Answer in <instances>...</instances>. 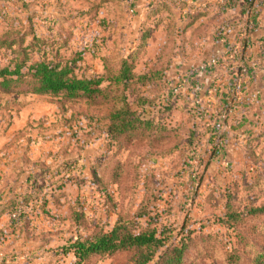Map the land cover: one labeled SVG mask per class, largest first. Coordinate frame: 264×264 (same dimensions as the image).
<instances>
[{
	"label": "rangeland",
	"instance_id": "rangeland-1",
	"mask_svg": "<svg viewBox=\"0 0 264 264\" xmlns=\"http://www.w3.org/2000/svg\"><path fill=\"white\" fill-rule=\"evenodd\" d=\"M185 6L0 0V68L18 49L9 44L37 37L53 57L77 61L80 76L107 78L128 59L146 77L128 88L106 80L102 96L75 101L34 95L30 83L0 91V264H127L126 253L79 263L72 248L119 223L189 244L182 264H261L264 217L239 226L227 213L264 204V66L243 80L217 67L195 74L207 48L195 25L185 31L194 18ZM225 79L240 80L238 101H256L229 123ZM125 108L136 126L118 135Z\"/></svg>",
	"mask_w": 264,
	"mask_h": 264
},
{
	"label": "trees",
	"instance_id": "trees-1",
	"mask_svg": "<svg viewBox=\"0 0 264 264\" xmlns=\"http://www.w3.org/2000/svg\"><path fill=\"white\" fill-rule=\"evenodd\" d=\"M254 1V3H249V0H237L233 7H235L237 3L239 4L240 2H243L245 6L243 7L244 9L241 11V14H248L251 17L255 12L254 4L256 3V0ZM186 4L187 6L193 5L190 12L194 13V18L190 24L184 27L185 31L193 26L198 19L207 16L208 13L207 11L198 12L199 9L196 10L193 3ZM222 9L227 11L232 8L223 7ZM254 20L255 18L253 17V21L250 20V23L253 24ZM210 27L211 25L209 23L208 25H202L199 28L194 29L193 34H195V37L193 40L197 41L196 43L198 44L201 39L206 37L207 30H209ZM220 31L221 30H219V32ZM250 31L252 34L255 33L254 28ZM248 35L249 32L247 33V36ZM259 42L263 43V39L260 38ZM247 44L248 42L245 39L244 50L242 51L241 56L244 61L246 59L248 63L254 65V54L247 58L244 56ZM16 45L18 46V49H15L12 52L13 58L9 61V64L0 68V91L4 94L13 93L21 85L30 83L32 86L31 92L37 96L66 101H75L82 97L95 99L103 95L104 92L101 89V86L106 80L112 82L114 85H123L128 88L134 79H146V77L135 76L133 73V64L128 59L122 60L120 70L107 78L104 76H80L76 73L77 61L69 63L59 60L56 56L53 57L46 50L45 42L37 37H34L31 44L27 47H23L24 40H22L19 43L9 44L8 49H12ZM43 46L45 49H42ZM4 47H6V45L1 43L0 49ZM233 62L236 61L233 60L232 62H226L221 58L218 60L217 65L212 69L217 67L218 73L221 75L224 69L236 67L235 74H237L238 79L242 80L253 76V65L247 64L248 70L246 73H242V71L238 69L237 64H234ZM236 81L237 80H234L226 86H219V88L223 89V96L219 97V95H216V98L219 97L220 103L223 106L222 111L226 113V117L223 120L228 123L237 113H239L241 106L243 108H251V106H254L252 103L244 101L242 103L234 100L232 105L236 106V110H233L228 106V100H232L233 98L231 91L233 90L234 85L239 83L240 80ZM222 91H219L218 89L217 93ZM128 113V108H125L116 114V119L121 120V122L123 121V125L118 131V135L123 134L131 128H135L136 126L133 122L126 120ZM213 139L215 141V146L218 148L219 143L222 144L220 135L217 133L214 134ZM227 217L230 222L242 226L247 218L264 217V204L258 207H252L244 216L229 210ZM164 243L165 240L159 238L153 229L133 232L127 224L119 223L110 232L94 235L87 239H78L77 242L72 245V248L75 250V256L79 259V263H83L95 256H114L126 253L128 254L127 264H182L187 255V251L189 250V244L182 241L181 245L175 244L174 246L169 247L165 246ZM261 264H264V255Z\"/></svg>",
	"mask_w": 264,
	"mask_h": 264
},
{
	"label": "crops",
	"instance_id": "crops-1",
	"mask_svg": "<svg viewBox=\"0 0 264 264\" xmlns=\"http://www.w3.org/2000/svg\"><path fill=\"white\" fill-rule=\"evenodd\" d=\"M195 6V9L198 10V12L207 11V16H203L200 19H198L195 22V29L199 28L202 25H208L210 23L211 27L209 28V37H205L204 39H201L198 42L197 47L207 48L206 49V58H212V57H219V59H223L226 62H232L233 60L229 57H226V52L228 49V42L238 39L242 34H246V40L248 42L245 50V58L249 57L250 55L254 54V62L248 63L249 65L255 66V69L257 70V66H264V0H256V4L254 7V13L250 17L248 14H241V11H243V7L245 4L243 2H240L239 4L227 11H224L222 6L218 3H215L214 1H207V0H195L193 3ZM186 7V6H185ZM188 8L185 9V12L190 11L193 7V5H188ZM198 7V8H196ZM202 9V10H201ZM186 17V13L183 15ZM253 17L255 18L254 23L252 24L255 29V33L252 34L249 30V23L250 20L253 21ZM251 25V23H250ZM219 30H221L219 32ZM249 32V35L247 36V33ZM224 38V40H223ZM263 39V43L259 42V39ZM226 41V42H225ZM199 49V50H200ZM203 49V50H204ZM206 60V59H205ZM236 64L235 62H233ZM262 68V67H261ZM234 68H228L224 69L222 71L221 75L224 77H235L237 74H235ZM264 70V68L262 69ZM264 78V77H263ZM248 79V78H246ZM243 80V79H242ZM264 80V79H263ZM262 80H259L258 82L261 83ZM218 84H224L223 86H226L228 84L227 79L225 81H217ZM260 83L258 85H260ZM261 86V85H260ZM258 86L257 89L260 87ZM210 87V86H209ZM262 87V86H261ZM264 89V85H263ZM216 97V96H213ZM246 102L252 103L253 105H256L254 99L252 97H248L245 99Z\"/></svg>",
	"mask_w": 264,
	"mask_h": 264
},
{
	"label": "built area",
	"instance_id": "built-area-1",
	"mask_svg": "<svg viewBox=\"0 0 264 264\" xmlns=\"http://www.w3.org/2000/svg\"><path fill=\"white\" fill-rule=\"evenodd\" d=\"M177 3H194V0H175ZM207 1H211V0H207ZM215 3L220 4L222 7L224 8H234L233 5L235 4V2H237V0H212ZM254 0H249V3H254ZM256 4V3H255ZM254 4V5H255ZM198 8V7H196ZM199 9V8H198ZM254 28V26L251 24L249 25V30H252ZM240 37L236 40L230 41L228 42V49L226 52V57L231 58L232 60L236 61L237 67L239 70L242 71V73H246V71L248 70L247 68V64L244 63L245 61L242 59L241 53L244 50V45H245V39L246 34H242L239 35ZM224 40V38H223ZM226 42V41H225ZM238 59H240L238 61ZM219 57H212V58H208L204 61H202L197 67H195L194 69V73L195 74H199V73H203L206 72L210 69H212L213 67H215L218 63ZM241 61V63H240ZM244 61V62H243ZM255 67L252 68V75H254V71H255ZM197 89H200L197 87ZM242 87L239 84H235L233 90L231 91L233 98L232 100H228L227 104L228 106L231 107V109L235 110L236 106H233V100L236 102H240L237 99V96L240 95L241 91H242ZM198 99V98H197ZM200 100H198L197 102H199ZM201 103V101H200ZM226 117V113H224V118Z\"/></svg>",
	"mask_w": 264,
	"mask_h": 264
}]
</instances>
